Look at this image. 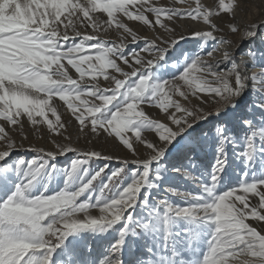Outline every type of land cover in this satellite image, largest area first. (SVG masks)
<instances>
[{
	"label": "snow or ice",
	"instance_id": "snow-or-ice-1",
	"mask_svg": "<svg viewBox=\"0 0 264 264\" xmlns=\"http://www.w3.org/2000/svg\"><path fill=\"white\" fill-rule=\"evenodd\" d=\"M239 8L0 0V264H264V18Z\"/></svg>",
	"mask_w": 264,
	"mask_h": 264
},
{
	"label": "bare ground",
	"instance_id": "bare-ground-1",
	"mask_svg": "<svg viewBox=\"0 0 264 264\" xmlns=\"http://www.w3.org/2000/svg\"><path fill=\"white\" fill-rule=\"evenodd\" d=\"M246 4V2H248V6L249 8L251 9L249 11V14L248 15H245L243 13H241L239 10L244 7L242 5V3ZM168 3H170V1H168ZM240 9L237 11L236 15H235V20L237 19L239 21V25L241 26L242 24L243 25H246V24H251L252 22L254 21H259L260 19L264 18V0H240ZM246 12V11H244ZM251 12L253 13L252 16L249 17V15L251 14ZM217 21L220 22L221 26L220 27H223L225 28V32H227V28H226V24L228 21L232 22L230 20V14H222V17L221 18H218ZM232 38L236 37L235 34L229 36ZM234 43H239L240 42V36L238 35V41L235 42L234 40H232ZM246 43V42H245ZM224 47L225 46H220L219 47V50L214 52L213 55L219 59L221 58V52L224 50Z\"/></svg>",
	"mask_w": 264,
	"mask_h": 264
},
{
	"label": "rangeland",
	"instance_id": "rangeland-1",
	"mask_svg": "<svg viewBox=\"0 0 264 264\" xmlns=\"http://www.w3.org/2000/svg\"><path fill=\"white\" fill-rule=\"evenodd\" d=\"M168 1H170V3H171V0H166L167 3H168ZM161 2L163 3V2H165V0H161ZM234 2H235V0H234ZM242 5H243V6L245 5V6L242 7L241 9L239 8V9H240L239 11H240L241 13L245 14V15H248V14H249V11L251 10V9L249 8V6H248V2H246V4H245L244 1H243ZM244 11H246V12H244ZM236 13H237V12H236ZM225 15H226V14H225ZM252 15H253V13L251 12V14L249 15V17L252 16ZM235 21L239 24V21H238L237 19H236ZM215 22H216L219 26H221L220 22L217 21V19H216ZM227 23H231V22L228 21ZM132 26L134 27V30L138 32L139 35H142V36H149V37H151V36L153 35L151 32H146V31H144L143 28H136L134 24H133ZM200 26L206 28V26H204V25L202 24V22L200 23ZM241 26H244V25L242 24ZM217 35H219V34H217ZM105 38H106V39H110V40H114V41H116V42H119L118 37L115 35V33H111V32H110V33H108V34L105 35ZM229 39H231V37H229ZM231 40H234L235 42H237V41H238V35H236V37L232 38ZM129 47H134V46L131 45V44H129ZM57 103H58V104H62L63 102H61V101H57ZM70 117H71V114H70V112H67V111H66V106H65V110H64V112H63V114H62V120H68ZM50 118L54 119L53 117H50ZM72 119L74 120V118H72ZM32 142H33V143H36L37 146H44V147H46V148L52 147V145H51L50 143H45V141H44V140H41L38 136H34V137L32 138ZM27 146H28L27 143H25V147H27ZM77 146H78V147H81V148L85 147V145L83 144V142H81V144H79V145H77ZM96 147H99V145H97ZM60 159H63V158H60ZM249 223H252L253 226H257V227H258V230H259V225H258L256 222H254V221H249Z\"/></svg>",
	"mask_w": 264,
	"mask_h": 264
}]
</instances>
